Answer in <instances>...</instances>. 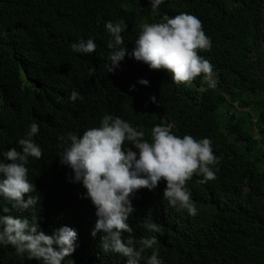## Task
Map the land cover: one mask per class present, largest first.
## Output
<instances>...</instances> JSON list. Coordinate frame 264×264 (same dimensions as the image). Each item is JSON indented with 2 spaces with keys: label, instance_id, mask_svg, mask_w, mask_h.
Masks as SVG:
<instances>
[{
  "label": "trees",
  "instance_id": "trees-1",
  "mask_svg": "<svg viewBox=\"0 0 264 264\" xmlns=\"http://www.w3.org/2000/svg\"><path fill=\"white\" fill-rule=\"evenodd\" d=\"M159 12L153 14L149 0H0V153L19 151L18 140L33 122L43 152L26 165L36 188L31 195L40 203L21 211L0 198V215L39 216L49 235L63 226L76 230L78 247L63 264H127L103 251V233L92 237L96 210L82 184L70 182L72 170L61 165L58 137L99 127L105 114L142 129L146 139L155 126L174 123L181 137L210 138L220 162L215 180L201 184L194 175L186 183L198 210L194 217L168 207L164 181L136 193L132 235L159 240L144 255L158 250L164 264H264V0H166ZM180 13L198 17L211 38V50L199 55L214 66L215 89L202 77L175 84L167 71H152L128 56L115 74L107 72L106 22L128 24L122 35L130 52L142 24ZM89 38L95 52L72 51L73 43ZM141 79L150 86L140 85ZM73 90L82 99L70 101ZM149 220L159 233L145 229ZM0 264L39 262L0 245Z\"/></svg>",
  "mask_w": 264,
  "mask_h": 264
},
{
  "label": "clouds",
  "instance_id": "clouds-1",
  "mask_svg": "<svg viewBox=\"0 0 264 264\" xmlns=\"http://www.w3.org/2000/svg\"><path fill=\"white\" fill-rule=\"evenodd\" d=\"M149 2L153 14L159 16L160 6L166 0ZM104 26L110 35L108 73L115 74L128 56L152 71H167L175 84H190L202 77L209 88L217 87L214 66L199 55L201 51L211 50L212 41L198 17L188 13L175 17L165 14L161 22L142 24L130 52L122 35L128 31V24L121 19L106 22ZM96 47L95 41L89 38L73 43L72 51L90 55ZM138 83L150 86L146 79ZM129 90L135 91L136 86ZM77 99L82 97L73 90L69 100L75 102ZM150 99L157 103L155 96ZM175 128L174 123L157 125L146 139L142 129L120 117L105 114L99 127L89 128L82 135L68 132L58 137L63 149L59 156L61 165L72 170L70 182L82 184L85 198L90 199L96 210L92 237L103 233V251L119 254L126 258L127 264H141L142 261L164 264L158 250H153L150 256L144 255L147 250L156 249L159 244L156 236L137 240L132 235L128 221L135 212L132 201L137 192L141 189L154 191L164 181L163 199L168 207L194 217L198 210L186 183L194 175L202 177L201 184L216 179L214 169L220 161L213 152L211 139L181 137L175 133ZM39 131V124L33 122L25 137L18 140L19 151L13 147L0 153V198L13 209L34 210L40 203L39 196L31 195L36 188L29 181L26 167L30 158L40 159L43 155L34 140ZM126 143L131 146L126 147ZM2 211L8 214L10 208L3 207ZM38 219L34 214L31 218L0 215V245H10L18 255L27 254V259H35L39 264H63L78 247L77 231L63 226L53 229L49 235L41 230ZM144 227L148 232L161 231L153 220L146 222ZM125 233L129 234L127 239ZM69 264L73 262L70 260Z\"/></svg>",
  "mask_w": 264,
  "mask_h": 264
}]
</instances>
